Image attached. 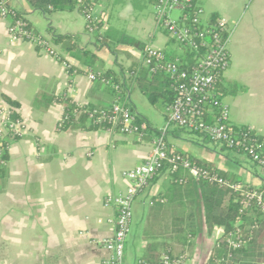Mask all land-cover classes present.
I'll use <instances>...</instances> for the list:
<instances>
[{"label": "crops", "instance_id": "1", "mask_svg": "<svg viewBox=\"0 0 264 264\" xmlns=\"http://www.w3.org/2000/svg\"><path fill=\"white\" fill-rule=\"evenodd\" d=\"M197 1L208 15L226 19L233 28L231 62L222 78L245 85L247 91L222 99L230 122L253 128L264 142V0ZM8 3L51 42L54 36H72L77 48L95 53L100 62L84 65L52 42L73 66L67 69L31 42H11L9 20L0 17V111L9 107L4 94L20 102L28 131L21 138H6L9 162L0 193V264H102L110 252L101 240L115 231V225L107 222L115 210L104 206L105 199L126 190L130 181L123 172L143 162L159 137L174 150L205 160L227 178L264 193L262 166L244 152L177 126L169 119L168 107L154 106L138 87L142 67L149 71L143 63L148 48L186 58L158 27L155 0H97L93 14L102 24L100 31L109 36L103 44L96 42L78 9L47 14L26 0ZM122 34L135 43L120 42ZM108 70L116 82L98 76ZM89 72L97 78L92 80ZM57 96L102 109L118 100L142 118L143 128L133 134L59 130L65 107L54 101ZM187 174L192 179L189 186L174 180V173L165 168L135 197L123 264L154 262L166 252L186 254L187 264H206L225 228L209 229L198 181ZM256 254L247 262L257 260Z\"/></svg>", "mask_w": 264, "mask_h": 264}, {"label": "built area", "instance_id": "2", "mask_svg": "<svg viewBox=\"0 0 264 264\" xmlns=\"http://www.w3.org/2000/svg\"><path fill=\"white\" fill-rule=\"evenodd\" d=\"M8 4V0H0V17L9 20L10 41L31 42L38 50L55 56L70 69L71 63L54 48L51 39L36 33L29 25L28 18L19 10L9 8ZM154 8L158 27L180 46L182 52L194 53V63L189 68L181 67L180 58L170 59L163 50L148 48L144 54V66L151 74L163 71L171 79L175 99L167 108L170 121L193 133L205 135L215 144L244 152L253 162L264 168V142L251 127L235 132L227 106L223 105L212 121L206 120L209 114L208 100H211L214 86L231 62L229 43L233 28L224 18L212 19L203 5L195 0H155ZM87 12L85 16L88 30L94 34L99 18L93 14V7ZM89 77L92 80L97 78L92 72H89ZM111 109V115L101 112L97 120L109 119L114 125L120 126V133L123 134L140 132L135 114L129 107L117 100ZM12 112L10 106L0 111V142L8 137L21 138L28 133L22 118H14ZM95 113L97 111L91 116L94 117ZM1 163L6 164V161ZM165 168L172 173L182 168L196 181H211L236 192L243 188L241 183L193 163L188 157L171 148L162 137L156 138L148 157L135 168L123 172V176L130 181L126 190L110 194L105 199L104 206L115 210V216L107 220L115 225V231L101 240L103 247L110 252V256L104 258L102 264H123L127 238L132 229L133 201L150 180ZM251 207H257L264 213V193L257 188L246 192L240 212ZM99 222L102 223L103 220ZM81 235H86V232H81ZM225 244L230 250L229 253L216 259L213 264H231V250L242 249L245 241L240 235L230 234L225 238ZM187 261L186 254L174 255L166 252L157 261L140 260L138 264H187Z\"/></svg>", "mask_w": 264, "mask_h": 264}, {"label": "trees", "instance_id": "3", "mask_svg": "<svg viewBox=\"0 0 264 264\" xmlns=\"http://www.w3.org/2000/svg\"><path fill=\"white\" fill-rule=\"evenodd\" d=\"M28 1L34 8L42 10L47 14H52L55 11H73L78 9L84 15L88 12L89 8H92L96 5L97 0H26ZM197 1V0H195ZM9 8H13L8 4ZM212 19L218 18L216 14L211 15ZM30 22V21H29ZM31 27L32 24L29 23ZM97 30L94 31V38L97 43H108V35L101 32V22L99 21L97 24ZM34 28V27H33ZM88 28V27H87ZM89 29V28H88ZM34 31L38 32L35 28ZM120 42L127 43H135L131 40L126 34H122L119 39ZM52 42L56 44H60L61 47L71 53V56L78 59L82 64L94 67V64L100 62V59L97 55L88 50H82L76 47L72 36H54L52 38ZM168 56V55H167ZM194 53L191 51H185L184 57L181 59V67H187L190 64H186L185 61L190 59V63H194L193 61ZM170 59H175L172 56H168ZM63 59V58H62ZM71 66L70 69H72ZM134 71V70H133ZM138 77L136 78V83L138 87L147 94L151 103L159 108L169 107L175 99V91L171 87V79L169 75H167L163 71H159L154 74H150L149 71L145 72V68L142 67L140 72L138 73ZM99 77H111L114 78L113 74L110 70L106 72H99ZM150 81L157 80V86L153 87L150 84ZM117 80L114 78L112 82H116ZM247 91V87L238 82H225L222 78V75L219 77L217 83L214 86L211 100H208L207 109L209 110V114L206 116L207 121H212L221 109H222V99L226 95H238ZM3 98L9 104V106L13 109L12 116L14 118H20V107L21 104L17 100H13L8 95L4 94ZM55 102L64 104L65 110L62 116L61 121L58 124L59 130H68V129H82V130H112L114 132H120V126L114 125L109 119H103L102 121L97 120V116L101 114V112H105L107 115L112 114V109H102L97 108L91 105H81L75 102L71 97L68 96H57L54 98ZM97 111L92 117V113ZM135 114V113H134ZM136 124L138 126L139 131L142 130L143 120L142 118L135 114ZM235 132H241L242 130H246V126H235L233 125ZM203 135V134H201ZM205 136V135H204ZM259 137V136H258ZM261 141V139L259 137ZM224 148L228 150H237L231 149L225 145H222ZM8 142L6 139L1 140L0 142V193L4 190L6 181L8 178V169L7 164L9 162L8 155ZM264 157V149L262 150ZM182 156L188 157L186 154L181 153ZM193 163L208 168L212 172H216L219 175L227 178V174L221 170H218L212 167L207 161L188 157ZM2 161H6V164H2ZM188 171L184 169H179L174 172L173 179L176 181H186L189 186L191 183V178L187 174ZM199 185V189L204 202L205 209V221L209 229L222 226L225 228V232L223 235L216 241L214 245L213 251L206 262V264H213L216 259H220L223 256H227L229 253V249L225 244V238L230 234L240 235L242 239L245 241V245L242 249L233 251V258L231 260V264H261L264 261V213L259 210L257 207L246 208L242 213L240 212L242 209V201L245 197V194L250 189L254 187H249L245 184L243 188L236 192L227 187H221L219 184L201 180L197 183ZM184 185V184H182ZM259 189L263 192L262 189ZM189 191L191 188L188 189ZM191 236H195L196 233L192 231L190 233ZM220 245V246H219ZM261 245V246H259ZM258 251L257 260L254 262H247L248 258H253L254 254ZM254 257V258H255ZM144 260V259H143ZM148 262L151 260L147 259ZM146 261V260H145ZM153 261V260H152ZM157 261V260H155ZM264 264V263H263Z\"/></svg>", "mask_w": 264, "mask_h": 264}, {"label": "rangeland", "instance_id": "4", "mask_svg": "<svg viewBox=\"0 0 264 264\" xmlns=\"http://www.w3.org/2000/svg\"><path fill=\"white\" fill-rule=\"evenodd\" d=\"M132 211H133V208H132Z\"/></svg>", "mask_w": 264, "mask_h": 264}]
</instances>
